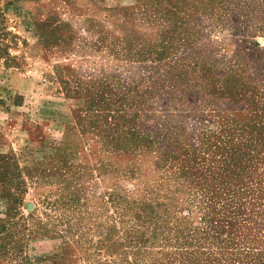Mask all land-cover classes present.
Returning <instances> with one entry per match:
<instances>
[{
  "label": "rangeland",
  "instance_id": "374dc122",
  "mask_svg": "<svg viewBox=\"0 0 264 264\" xmlns=\"http://www.w3.org/2000/svg\"><path fill=\"white\" fill-rule=\"evenodd\" d=\"M1 264H264V0H0Z\"/></svg>",
  "mask_w": 264,
  "mask_h": 264
},
{
  "label": "crops",
  "instance_id": "0c3cea01",
  "mask_svg": "<svg viewBox=\"0 0 264 264\" xmlns=\"http://www.w3.org/2000/svg\"><path fill=\"white\" fill-rule=\"evenodd\" d=\"M1 264V263H0Z\"/></svg>",
  "mask_w": 264,
  "mask_h": 264
}]
</instances>
